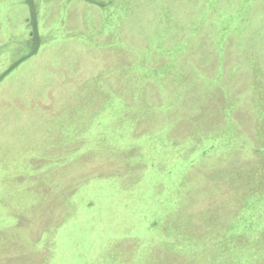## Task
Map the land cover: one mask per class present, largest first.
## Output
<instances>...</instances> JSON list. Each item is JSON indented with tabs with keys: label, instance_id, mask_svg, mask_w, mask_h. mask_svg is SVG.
Here are the masks:
<instances>
[{
	"label": "rangeland",
	"instance_id": "rangeland-1",
	"mask_svg": "<svg viewBox=\"0 0 264 264\" xmlns=\"http://www.w3.org/2000/svg\"><path fill=\"white\" fill-rule=\"evenodd\" d=\"M0 264H264V0H0Z\"/></svg>",
	"mask_w": 264,
	"mask_h": 264
}]
</instances>
